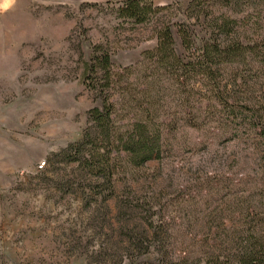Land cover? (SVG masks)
<instances>
[{
	"label": "rangeland",
	"instance_id": "obj_1",
	"mask_svg": "<svg viewBox=\"0 0 264 264\" xmlns=\"http://www.w3.org/2000/svg\"><path fill=\"white\" fill-rule=\"evenodd\" d=\"M108 1L121 0H0V264H158L155 253L130 244L150 213L124 206L127 196L169 221L172 254L199 251L206 215L236 221V197L263 201L264 0L209 1L208 17L237 19L256 51L219 77L234 89L224 93L226 108L208 92L190 104L185 88L161 83L162 120L178 115L164 126L166 156L120 170L118 198L105 200L108 189L56 156L83 137L90 110L101 106L86 75L94 46L108 45L117 69L157 46L153 23L122 24ZM153 2L172 6L176 23L207 38V24L188 16L191 0ZM173 32L178 53L188 56L178 26ZM191 106L202 108L203 130L181 119Z\"/></svg>",
	"mask_w": 264,
	"mask_h": 264
},
{
	"label": "trees",
	"instance_id": "obj_2",
	"mask_svg": "<svg viewBox=\"0 0 264 264\" xmlns=\"http://www.w3.org/2000/svg\"><path fill=\"white\" fill-rule=\"evenodd\" d=\"M209 1L191 0L187 8L190 18L207 24L205 39L198 38L185 23H176L172 6H157L153 0L107 2L114 4L113 14L122 24L136 28L153 23L157 46L144 51L142 60L136 64L118 69L108 45L94 46L86 75L90 81L88 86L101 99V106L90 110L92 126L85 130L83 137L56 155L66 162L77 163L89 173L96 187L108 189L105 200L118 198L116 182L126 165L141 168L166 156L164 126L177 122L178 115L165 113L171 120L164 123L163 114L156 108L162 99V82L170 81L177 89L185 88L190 104L195 95L205 98L209 93L224 108L229 105L224 93L230 96L234 89L219 77L228 65L249 52L254 53L257 44L239 31L237 19L213 15L209 18L206 14ZM175 26L188 56L180 55L176 49ZM141 78H144L142 83ZM201 111V107L191 106L181 114V119L191 128L203 130ZM262 197L263 201H257L252 195L236 197L232 211L237 220L232 223H215L211 215H206L200 224L205 238L197 242L199 251L172 254L169 221L162 214L152 212L149 202L141 203L127 196L124 206L140 209L146 216L150 213L146 218L147 228L142 229L140 236H132L130 244L141 255L155 253L158 264H264V195Z\"/></svg>",
	"mask_w": 264,
	"mask_h": 264
},
{
	"label": "built area",
	"instance_id": "obj_3",
	"mask_svg": "<svg viewBox=\"0 0 264 264\" xmlns=\"http://www.w3.org/2000/svg\"><path fill=\"white\" fill-rule=\"evenodd\" d=\"M44 163H45V162L41 163V164L39 165V168H43V167H44Z\"/></svg>",
	"mask_w": 264,
	"mask_h": 264
},
{
	"label": "bare ground",
	"instance_id": "obj_4",
	"mask_svg": "<svg viewBox=\"0 0 264 264\" xmlns=\"http://www.w3.org/2000/svg\"><path fill=\"white\" fill-rule=\"evenodd\" d=\"M45 164V163H44Z\"/></svg>",
	"mask_w": 264,
	"mask_h": 264
}]
</instances>
